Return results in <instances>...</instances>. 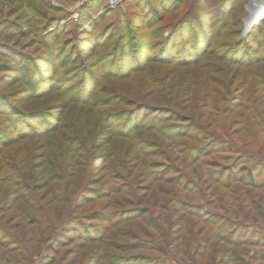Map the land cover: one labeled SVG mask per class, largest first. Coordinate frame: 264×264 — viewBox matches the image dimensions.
Here are the masks:
<instances>
[{"label": "rangeland", "instance_id": "rangeland-1", "mask_svg": "<svg viewBox=\"0 0 264 264\" xmlns=\"http://www.w3.org/2000/svg\"><path fill=\"white\" fill-rule=\"evenodd\" d=\"M255 0H0V264H264Z\"/></svg>", "mask_w": 264, "mask_h": 264}, {"label": "water", "instance_id": "water-1", "mask_svg": "<svg viewBox=\"0 0 264 264\" xmlns=\"http://www.w3.org/2000/svg\"><path fill=\"white\" fill-rule=\"evenodd\" d=\"M248 15L245 16L243 18V22H244V27H243V30H242V34L243 35H246L247 32L251 29V27L253 26L254 23H256L257 19L254 15V9L252 8L251 5H248Z\"/></svg>", "mask_w": 264, "mask_h": 264}, {"label": "bare ground", "instance_id": "bare-ground-1", "mask_svg": "<svg viewBox=\"0 0 264 264\" xmlns=\"http://www.w3.org/2000/svg\"><path fill=\"white\" fill-rule=\"evenodd\" d=\"M263 14H264V0H255L254 15L256 19H259Z\"/></svg>", "mask_w": 264, "mask_h": 264}, {"label": "built area", "instance_id": "built-area-1", "mask_svg": "<svg viewBox=\"0 0 264 264\" xmlns=\"http://www.w3.org/2000/svg\"><path fill=\"white\" fill-rule=\"evenodd\" d=\"M120 0H106V3L110 6V7H114L116 4H118ZM264 16V14L261 16V18Z\"/></svg>", "mask_w": 264, "mask_h": 264}, {"label": "trees", "instance_id": "trees-1", "mask_svg": "<svg viewBox=\"0 0 264 264\" xmlns=\"http://www.w3.org/2000/svg\"><path fill=\"white\" fill-rule=\"evenodd\" d=\"M260 18H261V17H260ZM260 18H259V19H260ZM259 19H257V21H258ZM257 21H256V22H257Z\"/></svg>", "mask_w": 264, "mask_h": 264}]
</instances>
